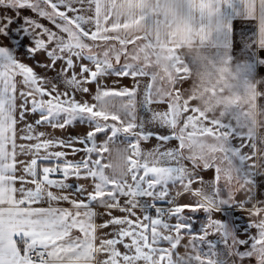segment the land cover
Returning <instances> with one entry per match:
<instances>
[{"label":"snow or ice","instance_id":"obj_1","mask_svg":"<svg viewBox=\"0 0 264 264\" xmlns=\"http://www.w3.org/2000/svg\"><path fill=\"white\" fill-rule=\"evenodd\" d=\"M81 11L80 0H0V37L8 41L0 42V264H203L199 255L176 251L188 234L186 247L195 251L203 242L205 257L216 254L201 223L208 214L195 200L179 202L202 177L185 180L178 167L133 158L152 139L158 146L176 142L166 154L183 152V132L175 134L174 118L163 131L136 125L128 103L135 85L117 81L135 82L137 69L121 63L123 55L90 54L95 28L85 26ZM112 76L117 81L109 86ZM77 124L86 131L69 132ZM251 180L255 195L264 193V176ZM234 207L222 209L224 239L230 229L240 233L235 254L248 260L256 243Z\"/></svg>","mask_w":264,"mask_h":264},{"label":"crops","instance_id":"obj_2","mask_svg":"<svg viewBox=\"0 0 264 264\" xmlns=\"http://www.w3.org/2000/svg\"><path fill=\"white\" fill-rule=\"evenodd\" d=\"M197 2L198 10L190 7L185 9L195 37L192 41L195 50L191 53L178 48L171 36L162 35L161 20L145 7V0H80V14L86 27L95 28L97 40H115L118 51L121 50V44L127 47L138 42L165 51H177L188 71L186 78L179 84L178 94H171L193 116L194 132L201 124L216 135L220 133L227 141L221 142V145H216L217 142H200L194 156L185 153L187 148L193 149L192 142H185V150L181 152L177 149L174 156L166 152L174 147L175 141L158 146V141L152 139L150 142H141L134 150L133 158L140 165L178 167L179 174L185 180L202 177L200 182L191 185L192 190L179 202L195 200L208 214L201 223L205 239L217 242L216 254L205 257L203 254L209 250L203 242L199 243L195 251L186 247L191 238L188 234L184 235L181 246L176 251L181 256L186 253L199 255L203 264H259L258 254L264 255V251L260 252V247L264 244V199L260 196H264V193L255 195L256 187L251 177L264 176V119L259 122L253 119L254 116L264 117V0ZM24 14L29 15L27 12ZM90 41L91 46L95 44L93 40ZM0 42L8 43L3 37H0ZM236 43L240 45L239 48L235 47ZM120 52L125 55V52ZM134 76L135 82L128 79L119 82L112 76L106 83L109 86L113 85V81H117V86L120 83H134L132 99L128 103L134 105L137 126L153 132L163 131L164 126L171 127L167 97L164 96L158 103L150 102L148 77L141 73ZM219 125H225L227 129H222ZM229 129L231 135L228 134ZM41 131L51 132L52 129L41 128ZM84 131L86 129L79 124L74 129H69L73 134H82ZM55 134L62 135L59 130ZM103 139L101 134L98 142ZM132 139L135 137L123 141L121 147H127ZM132 152L129 149L127 154L131 155ZM220 155L222 159L218 161ZM231 157L237 161L233 167L229 165ZM204 167L210 170L203 171ZM211 169L216 170V179H213ZM221 176L227 179L226 186L222 189L219 185ZM179 187L177 184L171 189L173 195ZM248 192L253 196L244 203ZM234 196L237 198L233 199ZM59 206L69 207L67 203ZM225 206H235L234 211L239 212L243 224L251 226L248 235L254 240L256 247L248 260L242 261L235 254L233 241L244 238L240 233L230 229L229 239H224L222 209ZM97 211L103 213L106 210L97 208ZM113 214L122 215L119 212ZM137 214H141L139 209ZM198 215L202 219L204 214L201 212ZM102 219L98 218L97 223H101ZM193 230L198 231V226Z\"/></svg>","mask_w":264,"mask_h":264},{"label":"rangeland","instance_id":"obj_3","mask_svg":"<svg viewBox=\"0 0 264 264\" xmlns=\"http://www.w3.org/2000/svg\"><path fill=\"white\" fill-rule=\"evenodd\" d=\"M93 42L95 44L91 46L90 54L109 51L111 55L116 56L122 55L120 51L125 52V55H123L124 60H122L121 63L126 62L130 65H134L137 71L134 72L133 75L141 73L148 77V94L150 102L158 103L164 96L167 97L170 121L174 118L177 125L175 128V134L180 135L183 132L184 145L185 142H192L194 144L193 149L187 148L185 150V153L188 156H194L195 150H197V146L200 142H217L216 145H221V142H227L220 133L216 135L211 131L206 130V127L201 126V124H199V128L196 127V131L194 132L192 129L193 116L187 112V109L181 104V102L179 103L175 95L171 94L172 92L178 94L179 84L186 78L185 76L188 71L177 51H165L158 49L157 47H149L142 44V42L128 45L127 47H125V44H121V50L119 51L114 44L108 42L101 44V47L97 50L96 46L98 40L95 39ZM88 44L91 45L90 40L88 41ZM185 125L188 126L187 132L183 131ZM189 136H191L192 139H189ZM204 155H207L206 152H204ZM221 159L222 156L220 155L217 160L221 161ZM236 162V158L231 157L229 165L233 167L236 165ZM220 178L222 180L219 185H221L220 188L222 189L226 186L227 179H225L224 176H221ZM261 251H264V244L260 247V252Z\"/></svg>","mask_w":264,"mask_h":264},{"label":"clouds","instance_id":"obj_4","mask_svg":"<svg viewBox=\"0 0 264 264\" xmlns=\"http://www.w3.org/2000/svg\"><path fill=\"white\" fill-rule=\"evenodd\" d=\"M145 7L161 20L162 35L171 36L173 43L186 52H193L194 33L185 14L186 8L199 9L197 0H145ZM259 120L264 117H256Z\"/></svg>","mask_w":264,"mask_h":264},{"label":"trees","instance_id":"obj_5","mask_svg":"<svg viewBox=\"0 0 264 264\" xmlns=\"http://www.w3.org/2000/svg\"><path fill=\"white\" fill-rule=\"evenodd\" d=\"M111 41V43H114V45L115 46H118L115 42V40H113V39H104V40H98V44H97V46H96V49L98 50L100 47H101V44H103V43H105V42H110Z\"/></svg>","mask_w":264,"mask_h":264}]
</instances>
